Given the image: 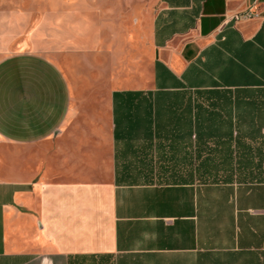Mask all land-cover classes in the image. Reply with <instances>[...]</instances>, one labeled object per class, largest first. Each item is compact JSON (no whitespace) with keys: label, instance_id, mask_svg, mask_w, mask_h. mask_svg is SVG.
<instances>
[{"label":"crops","instance_id":"crops-1","mask_svg":"<svg viewBox=\"0 0 264 264\" xmlns=\"http://www.w3.org/2000/svg\"><path fill=\"white\" fill-rule=\"evenodd\" d=\"M154 2L0 8V264H264V159L185 124L228 49L264 52V0ZM122 92L182 100L136 123Z\"/></svg>","mask_w":264,"mask_h":264},{"label":"trees","instance_id":"trees-1","mask_svg":"<svg viewBox=\"0 0 264 264\" xmlns=\"http://www.w3.org/2000/svg\"><path fill=\"white\" fill-rule=\"evenodd\" d=\"M230 50L227 52L231 57L227 63H219L222 70L217 73L230 87L209 89L204 104H191L190 100H187L186 134L189 136L193 132L199 139L196 155H204L205 160H209L210 155L226 159L231 154L243 155L247 160L253 157L264 159V52L253 51L251 44H245L241 51L230 53ZM156 69L161 79L159 89L167 88L165 81L170 83L173 89L186 88L160 65H156ZM180 100L182 98L164 94H113L115 105L133 106L139 110L144 108V114L137 115L139 118L136 123L142 120L145 124L151 122L147 119L151 115L146 108L174 106ZM191 106L195 107L194 112L191 111ZM141 116L146 118L140 119ZM136 123L130 127L134 128ZM210 140H213V144H208ZM191 151V146L188 145L187 154ZM244 164L251 163L247 161Z\"/></svg>","mask_w":264,"mask_h":264},{"label":"rangeland","instance_id":"rangeland-1","mask_svg":"<svg viewBox=\"0 0 264 264\" xmlns=\"http://www.w3.org/2000/svg\"><path fill=\"white\" fill-rule=\"evenodd\" d=\"M154 3L159 5L157 0H155ZM52 5L59 7L62 6L65 8L67 5V0H55L53 2L52 0H0V8L3 6H24V7L33 6L36 9L49 12L51 10Z\"/></svg>","mask_w":264,"mask_h":264},{"label":"built area","instance_id":"built-area-1","mask_svg":"<svg viewBox=\"0 0 264 264\" xmlns=\"http://www.w3.org/2000/svg\"><path fill=\"white\" fill-rule=\"evenodd\" d=\"M254 17V12L251 10H247L241 13H236L233 17V21H247Z\"/></svg>","mask_w":264,"mask_h":264}]
</instances>
